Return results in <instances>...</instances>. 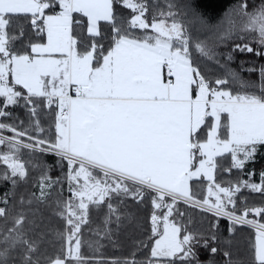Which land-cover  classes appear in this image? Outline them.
<instances>
[{
    "label": "snow or ice",
    "instance_id": "1",
    "mask_svg": "<svg viewBox=\"0 0 264 264\" xmlns=\"http://www.w3.org/2000/svg\"><path fill=\"white\" fill-rule=\"evenodd\" d=\"M202 6L0 0V264H264V0Z\"/></svg>",
    "mask_w": 264,
    "mask_h": 264
},
{
    "label": "trees",
    "instance_id": "2",
    "mask_svg": "<svg viewBox=\"0 0 264 264\" xmlns=\"http://www.w3.org/2000/svg\"><path fill=\"white\" fill-rule=\"evenodd\" d=\"M234 2V0H200V3L203 5L201 10L204 11L206 14H212L213 16H216L218 14H221L223 11H226L227 8ZM237 59L236 63L233 65V67L237 68L239 70V64L240 61L243 60L245 63L249 62V58L246 56H242L240 54H236ZM247 76V74H244ZM21 119H24L23 112H20ZM47 159L51 162L52 157H47ZM253 168L255 170V175L251 177L252 180L259 183V172L262 168H264V159L257 161ZM53 175H56V172H53ZM244 179H248V177H243ZM197 195L204 194V186H200L197 190ZM252 197L249 200V203L259 205L261 203V200L259 198L258 193L250 194ZM151 208L150 206H146L143 208H140L137 210V216H138V224L135 229H127L124 233L120 234V241L123 245L122 248H109L106 247L105 249H102V252L106 256H112L113 254H119V253H126L128 248L131 246L133 239L135 238H146L147 231L150 228V215ZM251 218V217H250ZM258 219V218H257ZM223 223H227L226 221ZM253 230L249 229L245 232H243L239 239H238V245L241 249L246 250L248 241L250 239L249 233ZM88 234L85 233V239H87ZM84 249H82L83 251ZM91 254L90 252L88 253ZM201 259L207 260L208 256L206 253H201Z\"/></svg>",
    "mask_w": 264,
    "mask_h": 264
}]
</instances>
